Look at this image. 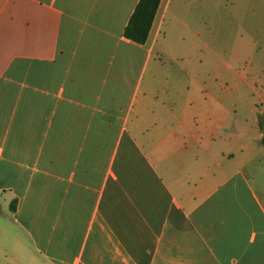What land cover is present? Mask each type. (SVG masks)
<instances>
[{
	"label": "crops",
	"instance_id": "0c3cea01",
	"mask_svg": "<svg viewBox=\"0 0 264 264\" xmlns=\"http://www.w3.org/2000/svg\"><path fill=\"white\" fill-rule=\"evenodd\" d=\"M138 1L0 0V264H264L237 162L160 171L161 147H239L207 40L226 8L235 41L264 40V0H160L143 43Z\"/></svg>",
	"mask_w": 264,
	"mask_h": 264
},
{
	"label": "rangeland",
	"instance_id": "374dc122",
	"mask_svg": "<svg viewBox=\"0 0 264 264\" xmlns=\"http://www.w3.org/2000/svg\"><path fill=\"white\" fill-rule=\"evenodd\" d=\"M231 11L232 8L224 11L225 18L230 21L225 24L222 39L213 41L209 38L207 43L209 47L222 48L219 60L223 68V87L220 94L226 101L225 111L239 119L236 134L240 145L231 149L223 147V153L219 154L213 149L161 147L160 171L162 176L184 177L187 168L183 165L197 154L222 181L227 175L228 163L237 162L229 172L239 169L251 190L264 193V145L259 135L264 132V40L258 37L241 43L235 41L231 34ZM185 148L188 149L185 151ZM201 169V165L189 168L193 175Z\"/></svg>",
	"mask_w": 264,
	"mask_h": 264
},
{
	"label": "trees",
	"instance_id": "16d2710c",
	"mask_svg": "<svg viewBox=\"0 0 264 264\" xmlns=\"http://www.w3.org/2000/svg\"><path fill=\"white\" fill-rule=\"evenodd\" d=\"M160 0H139L124 28V35L137 42L143 43L148 36ZM264 145V134L261 137ZM13 210V204L10 206Z\"/></svg>",
	"mask_w": 264,
	"mask_h": 264
}]
</instances>
